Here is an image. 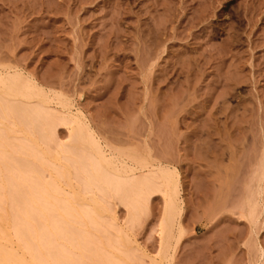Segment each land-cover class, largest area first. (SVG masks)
Listing matches in <instances>:
<instances>
[{"label":"rangeland","instance_id":"rangeland-1","mask_svg":"<svg viewBox=\"0 0 264 264\" xmlns=\"http://www.w3.org/2000/svg\"><path fill=\"white\" fill-rule=\"evenodd\" d=\"M0 65L83 113L116 156L100 167L178 177L171 229L158 176L134 205L114 184L84 194L142 264H264V0H0ZM70 131L58 121L59 141Z\"/></svg>","mask_w":264,"mask_h":264},{"label":"bare ground","instance_id":"bare-ground-1","mask_svg":"<svg viewBox=\"0 0 264 264\" xmlns=\"http://www.w3.org/2000/svg\"><path fill=\"white\" fill-rule=\"evenodd\" d=\"M0 67V81L6 83L0 92V264L144 263L135 246L120 236L114 218L107 220L102 211L86 205L84 194L93 186L114 184V192L138 203L146 199L139 186L150 185V177L158 176L165 187L169 225L186 209L173 170L161 162L140 176L138 167L127 162L113 166L114 172L100 167L103 162L113 164L116 156L83 113H74L69 102L57 112L36 80L14 67ZM32 89L43 97L34 100L26 92ZM58 121L72 125L70 143L59 141ZM68 167L75 172H67ZM59 178L76 180L79 191L60 188Z\"/></svg>","mask_w":264,"mask_h":264}]
</instances>
